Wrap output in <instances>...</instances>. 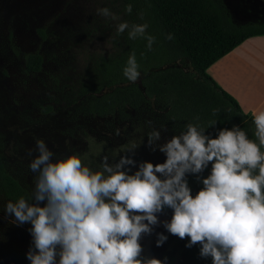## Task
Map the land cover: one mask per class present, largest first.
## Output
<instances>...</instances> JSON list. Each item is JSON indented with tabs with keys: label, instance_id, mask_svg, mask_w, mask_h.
Segmentation results:
<instances>
[{
	"label": "clouds",
	"instance_id": "clouds-1",
	"mask_svg": "<svg viewBox=\"0 0 264 264\" xmlns=\"http://www.w3.org/2000/svg\"><path fill=\"white\" fill-rule=\"evenodd\" d=\"M125 11H132L131 3ZM96 12L117 19L106 6ZM147 27V21H120L116 34L127 29L128 39L143 37L151 50L156 37ZM139 69L133 51L122 74L135 82ZM252 122L254 138L235 124L212 135L197 121L157 143L164 126L152 128L146 144L165 154L155 164L134 160L138 144L132 143L122 151L129 154L111 161L103 156L93 168L82 162L87 157L79 150L60 155L38 138V154L28 163L36 174L31 192L7 200L3 211L12 223L31 225L29 264H167V256L141 258V235L158 223L168 233L189 237L185 247L198 242L199 255L210 257L211 264H264V108L252 112ZM205 169L208 174L201 175ZM187 174L202 184L195 194ZM165 208L172 210L170 219L158 220ZM166 239L156 232L157 246Z\"/></svg>",
	"mask_w": 264,
	"mask_h": 264
},
{
	"label": "rangeland",
	"instance_id": "rangeland-1",
	"mask_svg": "<svg viewBox=\"0 0 264 264\" xmlns=\"http://www.w3.org/2000/svg\"><path fill=\"white\" fill-rule=\"evenodd\" d=\"M223 1L238 23L264 20V0ZM129 3L132 11L126 12ZM105 6L117 14L116 20L97 14L96 9ZM141 13L136 0H0V149L10 171L30 191L36 174L28 163L38 154V138L60 155L79 150L87 157L82 162L95 168L103 156L111 161L129 154L122 151L132 143L138 144L134 160L163 162L165 154L146 144L147 133L163 125L157 141L163 143L184 130L154 97L146 96L139 108L127 106L125 114L101 116L88 109L90 100L118 87L135 83L144 89L142 71L135 82L115 81L108 72L140 38L128 39L127 29L117 35V23H142L146 19ZM30 54L42 56L39 70L28 69ZM162 65L193 70L186 59ZM7 200L0 193V264H29L25 253L31 225L12 223L3 211ZM171 213L170 208L163 209L158 220H169ZM156 232L167 235L160 246L155 244ZM188 239L168 233L158 223L151 233L141 235V258L167 256V264H211L210 257L199 255L198 242L185 247Z\"/></svg>",
	"mask_w": 264,
	"mask_h": 264
},
{
	"label": "trees",
	"instance_id": "trees-1",
	"mask_svg": "<svg viewBox=\"0 0 264 264\" xmlns=\"http://www.w3.org/2000/svg\"><path fill=\"white\" fill-rule=\"evenodd\" d=\"M144 15L149 33L156 37L151 50L140 37L129 45L124 55L108 69L118 82H129L122 74L127 57L135 52L140 71L146 75L137 84L118 87L90 100L88 109L101 116L117 111L125 114L126 107H141L147 97H154L176 124L197 121L205 131L215 135L217 129L238 125L253 137L252 115L243 111L237 100L222 89L206 68L231 51L246 38L264 34V20L238 23L234 21L223 0H136ZM172 33V39L165 36ZM188 60L193 68L187 71L178 65L162 67L163 63ZM40 54L27 57V67L39 70ZM152 64L154 69L151 70ZM213 109L217 111L214 113ZM214 124L210 125L211 122ZM1 148V147H0ZM205 169L201 175H207ZM191 190L202 184L193 174H187ZM31 191L11 171L0 149V193L9 200L28 196ZM168 209V208H165Z\"/></svg>",
	"mask_w": 264,
	"mask_h": 264
},
{
	"label": "crops",
	"instance_id": "crops-1",
	"mask_svg": "<svg viewBox=\"0 0 264 264\" xmlns=\"http://www.w3.org/2000/svg\"><path fill=\"white\" fill-rule=\"evenodd\" d=\"M249 115L264 108V34L246 38L206 68Z\"/></svg>",
	"mask_w": 264,
	"mask_h": 264
}]
</instances>
